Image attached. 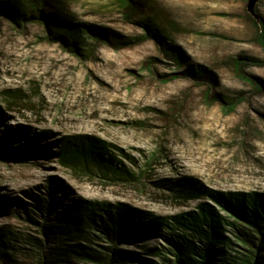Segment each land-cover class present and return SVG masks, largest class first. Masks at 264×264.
<instances>
[{"label": "rangeland", "instance_id": "rangeland-1", "mask_svg": "<svg viewBox=\"0 0 264 264\" xmlns=\"http://www.w3.org/2000/svg\"><path fill=\"white\" fill-rule=\"evenodd\" d=\"M247 1L46 0L81 34L75 51L0 14V264H197L204 204L222 226L211 264H264L252 228L207 194H264V0L255 16ZM66 140L102 159L64 160ZM119 213L162 224L114 239Z\"/></svg>", "mask_w": 264, "mask_h": 264}, {"label": "trees", "instance_id": "trees-1", "mask_svg": "<svg viewBox=\"0 0 264 264\" xmlns=\"http://www.w3.org/2000/svg\"><path fill=\"white\" fill-rule=\"evenodd\" d=\"M35 3L25 4L23 1H0V14H6L7 17L15 23L27 21H39L42 20L47 27L51 28V32H54L56 39L60 40L63 44L67 45L71 50H77L81 42V34L77 29L73 28L71 23L67 21V13L63 9H57L50 11L43 8L46 0H34ZM121 2H129V0H120ZM103 146L93 143V141H80L79 143L66 140L62 143L61 154L64 160L81 158V157H95L99 161L102 159ZM184 192L187 194H193L196 191H200L201 187L195 183H185L183 185ZM210 196L215 198L221 205L230 211L235 217L246 222L254 231L255 237H245V241L254 244L257 242L264 248V194L249 193L247 195L208 191ZM202 208V215L196 214L190 217L191 228L207 237L210 240V246L207 250V254L203 257L204 260H199L197 264H211L210 257L214 252L212 243L216 239L221 237V220L217 211L204 204ZM110 224L112 226L113 234L111 236L116 239H127L137 237L140 235H147L148 233L159 229L162 222L155 220L151 223H141L137 225L132 221L127 222L124 215L120 213L111 219ZM187 244V243H186ZM178 247V260L181 261L179 255L184 250H192L195 246L190 244H180ZM117 255H113L110 260L111 263L119 260ZM244 264H262L261 256L254 254L246 259Z\"/></svg>", "mask_w": 264, "mask_h": 264}, {"label": "water", "instance_id": "water-1", "mask_svg": "<svg viewBox=\"0 0 264 264\" xmlns=\"http://www.w3.org/2000/svg\"><path fill=\"white\" fill-rule=\"evenodd\" d=\"M258 1L259 0H248L247 1V10L253 16H255L254 8Z\"/></svg>", "mask_w": 264, "mask_h": 264}]
</instances>
